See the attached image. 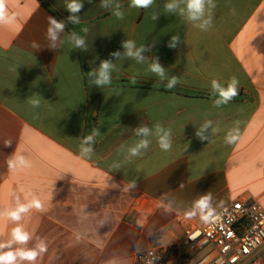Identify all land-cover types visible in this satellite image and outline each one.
<instances>
[{"label":"crops","instance_id":"obj_1","mask_svg":"<svg viewBox=\"0 0 264 264\" xmlns=\"http://www.w3.org/2000/svg\"><path fill=\"white\" fill-rule=\"evenodd\" d=\"M71 2L5 0L15 19L0 24V243L17 226L30 239L0 253L43 241L35 264H136L138 251L181 243L238 198L264 209V0H206L197 20L186 0H78L77 13ZM50 18L65 25L55 40ZM233 78L238 95L217 105L213 81ZM17 155L29 166L10 169ZM34 199L44 211L6 215Z\"/></svg>","mask_w":264,"mask_h":264},{"label":"built area","instance_id":"obj_2","mask_svg":"<svg viewBox=\"0 0 264 264\" xmlns=\"http://www.w3.org/2000/svg\"><path fill=\"white\" fill-rule=\"evenodd\" d=\"M211 247L199 261L195 252ZM136 264H264V209L251 197L238 198L204 225L188 228L181 243L138 251Z\"/></svg>","mask_w":264,"mask_h":264},{"label":"clouds","instance_id":"obj_3","mask_svg":"<svg viewBox=\"0 0 264 264\" xmlns=\"http://www.w3.org/2000/svg\"><path fill=\"white\" fill-rule=\"evenodd\" d=\"M187 2V11H188V18L191 20H197L199 19L203 13H204V7L206 0H186ZM132 6L136 8H148L152 5L153 0H131ZM106 6V5H105ZM68 9L71 13H77L81 10L82 4L78 2V0H72L71 3L68 4ZM167 9L169 11H174L177 7L175 3H169L167 6ZM115 15L117 17H122V13L116 12ZM15 19L14 16H9L6 14L5 9V0H0V24H10ZM70 20H72L73 23H78L79 20L75 16L69 17ZM50 27L48 29L49 36L55 40L57 37V34L59 32H62L64 30V23L63 22H57L55 19L50 18L49 20ZM205 23H208V21H205ZM86 31V30H85ZM73 39L76 47L82 48L84 47V40L82 38L76 37L75 33H73ZM173 39H176L175 37ZM133 42L128 41L124 44V47L127 49V55L128 56H135L138 59H142L140 56V50H137L135 52L132 51L133 49ZM114 55H119V53H114ZM111 67V64L108 61H104L100 66V72H99V78L97 79V84H107L110 82V77L108 74V71ZM153 72H156L158 74H163V69L158 64H153L152 69ZM172 83H175V79L169 84V87H171ZM238 81L233 78L231 83L228 85L227 88H222L218 83L213 81V88H215L219 92L220 99L216 101V104L219 105L221 103H227L230 99L238 95V88H237ZM36 103V102H33ZM160 129L158 128V132ZM140 133H144L147 135L148 129L147 128H141L138 130ZM95 135V133H94ZM197 135H200L197 133ZM93 139L92 136L86 137L85 142L91 141ZM233 138L229 136L228 142L232 143ZM147 141H141V143L137 146V148L132 149L133 154L135 155L139 148H146L147 147ZM160 146L164 150H168L170 148V143L168 141L167 133H165L164 136H161L160 138ZM92 150L91 148H84V153H90ZM19 162L21 165L29 166L27 161L24 159L23 156L17 155L14 159H10L8 161L9 168L14 169L16 167V163ZM211 199V194L205 195L201 197L198 201H196V207L199 209H207L209 206V201ZM30 208H35L37 211H44L43 205L39 200H32L29 204L20 205L15 210L7 212L6 215L13 221H19L21 219V214L28 212ZM203 219H207V217H203ZM12 241L25 244L30 239L29 234L22 229L21 226H17L12 229ZM9 244H2L0 243V249L4 247H9L11 242ZM47 251V245L41 241L36 248L34 249H17L15 251H7L0 253V264H16L17 259L20 260H26L29 262H32V264H35V261L38 257L42 256L43 253Z\"/></svg>","mask_w":264,"mask_h":264},{"label":"rangeland","instance_id":"obj_4","mask_svg":"<svg viewBox=\"0 0 264 264\" xmlns=\"http://www.w3.org/2000/svg\"><path fill=\"white\" fill-rule=\"evenodd\" d=\"M211 251V247H206L204 249H201L194 253L192 256L191 263H194L195 261H199L203 257H205L209 252Z\"/></svg>","mask_w":264,"mask_h":264}]
</instances>
